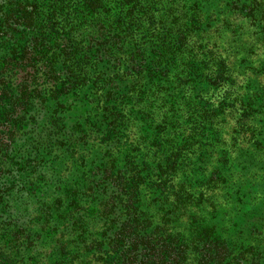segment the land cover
<instances>
[{
    "label": "trees",
    "instance_id": "obj_1",
    "mask_svg": "<svg viewBox=\"0 0 264 264\" xmlns=\"http://www.w3.org/2000/svg\"><path fill=\"white\" fill-rule=\"evenodd\" d=\"M261 94L264 0H0V264H264Z\"/></svg>",
    "mask_w": 264,
    "mask_h": 264
},
{
    "label": "rangeland",
    "instance_id": "obj_2",
    "mask_svg": "<svg viewBox=\"0 0 264 264\" xmlns=\"http://www.w3.org/2000/svg\"><path fill=\"white\" fill-rule=\"evenodd\" d=\"M252 91H246L247 93H252L254 92V85L250 86ZM194 91H201L202 93L204 92V98L206 101L211 102L213 99V104L214 102V98L213 96H211V92L213 93V91L207 90L206 86H204V84H201L200 82L196 83V87L194 89ZM88 97L86 95V91L85 90H81L80 92H76V91H69L66 95L61 96L57 99V102L61 104L62 109H63V114L67 116V121L72 122L73 120H75L76 118L80 117L82 118L83 115L85 114V112L89 109V103L87 101ZM264 101V95L261 94V102ZM51 106L49 104V110H50ZM263 111V110H262ZM261 118V131H262V135H263V141H264V117H260ZM220 130H223L222 125H220ZM210 132H211V136H210ZM220 131H216L213 132L211 128H207L206 129V133H207V137L204 138V140L206 139V141L204 143H200V145L198 146V148H202L204 149L206 146H209V142H212L215 137L219 135ZM222 133V132H221ZM208 138V139H207ZM200 140H202V137L200 138ZM215 151L218 150V145H215ZM191 158L193 157V152H190ZM244 155H241L239 158H236L234 160V162L237 164V171L239 170L238 168H240L243 165L242 171L241 173V178L246 174H250L249 172H258L259 174H262L264 172V163L261 164V166L263 167V169L261 168L260 165L257 166H253L252 162L250 161V157L247 158H242ZM219 159V155L217 157V155H212V154H208L205 156L204 161H199V159L196 161V165L193 164L191 170L193 171L194 167L198 166V168H202L203 171H205L206 173H214L215 170V166L218 163ZM249 165V166H248ZM195 171L196 168H195ZM198 172V171H197ZM200 173V172H199ZM264 180V177H263ZM254 189L257 190V192H255L258 196V204L254 205L253 207L249 206L250 211L253 209V212L250 213H259L261 212V214L264 212V181L259 180L258 182L254 183ZM253 193V192H252ZM251 193V195H252ZM259 200H261L262 202L259 203ZM247 212V206H241L238 205L237 206V217L236 219L243 213ZM248 213L246 215V217L250 214ZM245 217V216H244ZM245 217V218H246ZM216 221V220H215ZM250 221V222H249ZM251 222H253V220H248L247 222H245V224L243 225L242 223H238L233 227V231H237L238 229H241L239 231V235L237 238V241H245V240H249L250 238H248L249 236H260V231L264 230V224H261V226L257 229H254V227L251 225ZM178 227H182L183 225V220L180 219L178 222ZM250 231L252 232V234L249 235ZM237 232H233V234H236ZM249 235V236H248ZM46 248V246H44ZM43 248V250L41 252L45 253V256H47V258H43L45 260L51 261V257L50 254L45 251L46 249ZM238 251V250H237ZM236 250H231V255L236 254L237 253ZM51 252V251H50ZM261 257L264 259V251L260 253ZM30 256V255H29ZM64 257V261L61 264H78V260L80 258H82V256L78 257V255H73L70 259L66 256ZM77 257V258H76ZM40 258V259H41ZM106 262V261H105ZM29 264V262L27 263ZM31 264V263H30ZM43 264V263H41ZM51 264V263H48ZM100 264V263H98Z\"/></svg>",
    "mask_w": 264,
    "mask_h": 264
}]
</instances>
